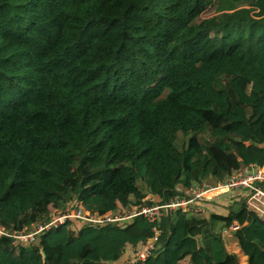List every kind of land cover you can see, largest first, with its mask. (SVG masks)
Listing matches in <instances>:
<instances>
[{"label": "trees", "instance_id": "1", "mask_svg": "<svg viewBox=\"0 0 264 264\" xmlns=\"http://www.w3.org/2000/svg\"><path fill=\"white\" fill-rule=\"evenodd\" d=\"M262 145L264 0H0V226L46 222L73 201L98 214L167 202L224 182ZM243 202L163 212L136 264H241L222 235L233 222L246 264H264V220ZM101 229L122 251L152 235L137 216L33 245L0 237V264H118Z\"/></svg>", "mask_w": 264, "mask_h": 264}, {"label": "built area", "instance_id": "2", "mask_svg": "<svg viewBox=\"0 0 264 264\" xmlns=\"http://www.w3.org/2000/svg\"><path fill=\"white\" fill-rule=\"evenodd\" d=\"M222 190L226 192L243 191L244 206L260 219L264 220V165H252L249 169L238 170L224 182L210 185L207 181L197 183L185 196H175L167 202L157 203L146 198L154 204L136 206L127 213L120 211L106 212L104 214L91 213L84 208L80 201H73L67 205L64 212L53 213L46 222H35L30 227L22 230H8L0 226V237L10 239L13 245H33L43 234L56 231L58 228H73L79 230L89 225L92 229H99L105 225L126 227L133 218L142 216L152 225V235L138 246H124L123 252L130 251V256L125 264H136L146 260L154 251L159 242L160 229L158 223L163 212H181L191 216H201L206 213L205 204L220 203L227 195L215 197L213 192ZM239 225L233 222L228 228L222 230L224 236H234ZM94 264H103L94 262Z\"/></svg>", "mask_w": 264, "mask_h": 264}, {"label": "crops", "instance_id": "3", "mask_svg": "<svg viewBox=\"0 0 264 264\" xmlns=\"http://www.w3.org/2000/svg\"><path fill=\"white\" fill-rule=\"evenodd\" d=\"M255 149L258 150V153H255V156L253 158L251 157L250 161L246 160V158L238 160V161L242 162L244 166H241L240 168H238L237 171L238 170H243V169H249L252 165H255V166L258 165V163H255L253 161L254 158L257 159L258 161H261V162L264 161L263 160V157H264V145H262L260 147H256ZM210 179H212V178H210ZM191 186L188 189H185L183 193H188L192 189ZM223 194L227 195V198H225L222 202H220V203H210V204H205L204 205V209L206 211V213L204 215L207 216L210 212H215V213L219 212V213H223L224 214L230 206H235L236 202H239L241 199L244 198V192L243 191H234V192H226V193L225 192H220V193L213 194V195L215 197H219V196H222ZM147 199L155 201L156 198L152 197V196H149ZM225 201H229V204H225L226 206L222 207V204H224ZM188 218L189 217L187 215L183 214L181 219L185 220V219H188ZM98 235L101 238L104 239V241L106 243V248L109 251L113 252V251H118V250L121 249L122 242L118 239V236L115 235V232L111 231V229H101L99 231ZM223 239H224L226 248H227V250L229 252L237 254V255H238V252H241V245L239 244L238 240L234 236H232V237L224 236ZM226 239H228V240H226ZM120 251H122V250H120ZM130 254L131 253H130L129 250L126 253H124L122 251L120 259L116 263L125 264V262L127 261V259L130 256ZM238 256L240 257V261H241L240 263L241 264H246V256H244V255H238Z\"/></svg>", "mask_w": 264, "mask_h": 264}, {"label": "rangeland", "instance_id": "4", "mask_svg": "<svg viewBox=\"0 0 264 264\" xmlns=\"http://www.w3.org/2000/svg\"><path fill=\"white\" fill-rule=\"evenodd\" d=\"M235 160H236V158H235ZM207 183H209L210 185H215L216 180H214V179L212 178V179L208 180ZM195 186H196V183L192 184L191 187L194 188ZM146 201H147V200H146ZM148 202H150V201H148ZM225 204H229V201H225L224 204H222V206H226ZM126 213H127V212H126ZM126 213H125V214H126ZM64 232H65V231H61V233L59 234V237L63 236V235H64ZM119 234H120L121 236L125 235V233H124L123 231H119ZM55 239H56L57 241H59L58 238L50 237L51 242H53ZM226 240H228V239H226ZM263 240H264V236H263ZM248 243H249V241H248V240H247V241L245 240V243H244V244H245V245H244L245 247L243 248L247 254L252 253L251 250H248V249H250V248L248 247V245H247ZM241 252H242V248H241ZM241 252H238V255H244V252H242V253H241ZM246 253H245V254H246ZM260 256H261V255L257 253V259H260ZM241 259H242V258H241ZM90 262H91V261H90Z\"/></svg>", "mask_w": 264, "mask_h": 264}, {"label": "bare ground", "instance_id": "5", "mask_svg": "<svg viewBox=\"0 0 264 264\" xmlns=\"http://www.w3.org/2000/svg\"><path fill=\"white\" fill-rule=\"evenodd\" d=\"M220 192H224V191H222V190H215V191L213 192V194H217V193H220Z\"/></svg>", "mask_w": 264, "mask_h": 264}, {"label": "water", "instance_id": "6", "mask_svg": "<svg viewBox=\"0 0 264 264\" xmlns=\"http://www.w3.org/2000/svg\"><path fill=\"white\" fill-rule=\"evenodd\" d=\"M41 254H42V256L44 257V253H43V251H41Z\"/></svg>", "mask_w": 264, "mask_h": 264}]
</instances>
